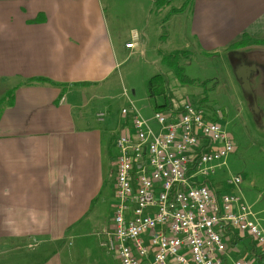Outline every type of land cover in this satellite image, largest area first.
<instances>
[{
	"label": "crops",
	"instance_id": "obj_1",
	"mask_svg": "<svg viewBox=\"0 0 264 264\" xmlns=\"http://www.w3.org/2000/svg\"><path fill=\"white\" fill-rule=\"evenodd\" d=\"M106 3L112 14L111 0H0V82L15 88L13 104L0 116V264H75L72 244L88 236L82 228L108 186L111 159L118 154L109 136L123 126L121 135L132 133L135 105L127 117L124 108L119 113L110 108L107 121L99 123L94 114L99 97L89 98L84 89L109 81L120 65ZM167 26L168 39L160 46L178 39L177 50L227 59L235 75L248 69L256 96V104H249L264 101L257 92L264 84V0H193ZM139 37L145 49V31ZM31 78L52 82L27 83ZM255 113L261 118L260 109ZM221 167L207 183L228 192ZM113 177L114 191L115 160ZM248 202L264 230L263 212ZM234 233L242 239L236 248L247 236Z\"/></svg>",
	"mask_w": 264,
	"mask_h": 264
},
{
	"label": "built area",
	"instance_id": "obj_2",
	"mask_svg": "<svg viewBox=\"0 0 264 264\" xmlns=\"http://www.w3.org/2000/svg\"><path fill=\"white\" fill-rule=\"evenodd\" d=\"M139 35L134 31L126 46L144 53ZM154 116L158 132L135 111L132 133L116 140L108 250L121 264H227L225 230L231 229L264 251V230L252 219L250 206L235 191L219 193L207 183L235 152L224 125L189 101L180 113ZM241 182L239 176L234 180ZM234 264L257 263L252 258Z\"/></svg>",
	"mask_w": 264,
	"mask_h": 264
},
{
	"label": "rangeland",
	"instance_id": "obj_3",
	"mask_svg": "<svg viewBox=\"0 0 264 264\" xmlns=\"http://www.w3.org/2000/svg\"><path fill=\"white\" fill-rule=\"evenodd\" d=\"M111 1L120 65L109 81L102 85H90L84 88L89 98L91 96L99 97L94 113L95 117L101 121L99 123L107 121L110 108L114 113H119L123 108L128 109L135 105L149 126L158 131L160 124L154 116V107L157 103L165 102V97H151L148 86L149 79L157 74H164L168 77L171 90L175 95L176 108H180L188 101L200 103V100L206 97L205 108L214 113L215 118L226 127L225 129L235 142V152L226 159V164L220 169L223 185L228 189V192L235 191L239 194L243 200L245 199V202H254L255 208L261 210L264 215V101L259 102L258 108L249 104L250 102L256 104L255 89L251 85L243 87V84L239 82L240 78L230 68L227 59L201 54L194 55L191 52L192 55L184 59L181 64L185 67L186 74L195 81L185 85L181 84L173 71L162 63L161 54L177 50L181 47L182 42L174 39L170 45L160 46L159 42L161 43L160 37L163 34V29L160 32L158 20L163 27L162 21L169 13L170 7L179 5L180 1H174L172 5H166L160 11L153 10L152 12L150 10L153 0L152 3L151 0ZM109 6L110 4L106 3L108 16L112 17ZM175 23L176 21L172 24L173 31L176 30ZM167 24L165 30L169 36L170 28ZM133 29L140 31H137L140 36L145 31L147 45L144 53H138L136 47L135 50H129L126 46L133 36ZM246 45L247 43L244 42L243 46ZM232 52L233 56L237 51ZM234 60L236 59L234 58ZM238 65L243 66L241 63ZM245 71L248 72V69ZM6 85L0 82V104L2 105L9 101L10 91L13 89L12 85ZM126 92L129 97H127ZM257 92L262 99L264 84L257 88ZM257 109L261 110V118H258L255 113ZM123 116L127 117V114H123ZM122 129L109 136L110 144L115 143L118 136L122 134ZM114 157L115 155L111 159L109 168L111 179L108 180V186H105L104 192L96 200L94 207L88 214L89 221L87 224L89 225L82 228V231H85L84 234L88 236L79 240L75 245L72 244L71 249L76 255L75 264H121L115 253L109 251L105 245L113 231L115 197L112 180L114 178ZM237 176L242 180L238 185L234 183ZM253 180L254 182L251 183ZM219 193L226 192L219 191ZM244 239L245 243L236 248L226 242L230 264L233 260L252 259L253 256L250 255V252L254 245L249 237Z\"/></svg>",
	"mask_w": 264,
	"mask_h": 264
},
{
	"label": "trees",
	"instance_id": "obj_4",
	"mask_svg": "<svg viewBox=\"0 0 264 264\" xmlns=\"http://www.w3.org/2000/svg\"><path fill=\"white\" fill-rule=\"evenodd\" d=\"M174 1H180L181 3L179 5L171 6L169 13L163 19V21H162L163 34L160 37L161 41H166L168 39V33L165 29H166V24L169 21L170 17L174 14L183 13L184 11H186L189 8V6L191 5L192 0H153V5H152L150 12H152L153 10L160 11L164 6L172 5V3ZM191 55H192V53L190 51H187V50H175L173 52L161 54L162 63L173 71L176 78L183 85L191 84V83H194V81H195L188 74H186L185 67L181 64V62L184 59L189 58ZM46 81L52 82L51 80H48L46 78H31V79L27 80V83L33 84L35 82H46ZM148 86H149V93H150L151 97H156V96H164L165 97L164 104L158 105L155 108L157 111L168 110V111H175L176 113H180L182 111L183 106H181L180 108H176V106H175V95H174L173 91L171 90L170 81L166 75L157 74V75L152 76L149 79ZM14 92H15V88H13L10 91L11 94H10L9 101L5 105L0 104V116L6 107L11 106L13 104ZM205 102H207L206 97H204L200 100V103H201L200 105L205 107L204 106ZM225 236L231 237L227 241V243L230 246H235L239 242L242 241L241 237H238L237 234L234 233L233 231L231 232L230 229L225 230ZM251 243H253V245H254L253 249H252L254 251L252 253V256L256 260V263L260 264L262 258L264 257V251H259V249L255 245L253 240L251 241Z\"/></svg>",
	"mask_w": 264,
	"mask_h": 264
},
{
	"label": "water",
	"instance_id": "obj_5",
	"mask_svg": "<svg viewBox=\"0 0 264 264\" xmlns=\"http://www.w3.org/2000/svg\"><path fill=\"white\" fill-rule=\"evenodd\" d=\"M238 75L239 77H242L244 87L250 86L249 80L247 79L248 73L245 70H241Z\"/></svg>",
	"mask_w": 264,
	"mask_h": 264
}]
</instances>
